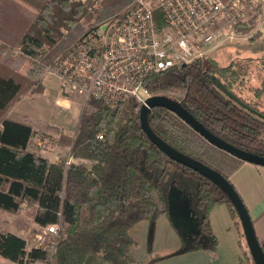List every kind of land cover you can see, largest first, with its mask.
<instances>
[{
  "label": "trees",
  "instance_id": "obj_1",
  "mask_svg": "<svg viewBox=\"0 0 264 264\" xmlns=\"http://www.w3.org/2000/svg\"><path fill=\"white\" fill-rule=\"evenodd\" d=\"M97 2L99 7L93 9ZM128 3L46 0L18 44L25 56L56 70L59 59L73 44L120 15ZM253 7V18L236 26L235 31L241 36L251 35L255 42L260 37L254 30L261 4ZM144 87L151 96L181 104L224 142L264 157V119L257 114L264 115V56L240 57L227 65L207 56L182 68L150 75ZM21 91L15 79L0 75V150L6 147L26 152L36 136L32 125L7 117ZM141 107L135 98H127L114 109L91 99L82 109L75 137L62 136L60 140V145L70 147L69 165L67 160H50L40 147L34 148L26 178L0 173V210L16 214L25 204L33 207L35 224L59 227L52 251L37 246L28 251L23 237L0 226L1 257L16 264H134L130 229L140 221L153 223L168 215L170 198L178 192L191 197L192 218L200 230L195 239H201L200 248L216 249L209 214L216 205L226 204L241 229L239 242L246 248L249 263L254 264L228 197L150 141L141 125ZM147 120L150 129L168 145L229 181L246 163L209 143L166 108L151 109ZM47 130L49 139L60 133L54 126ZM260 244L264 250V242ZM184 245L190 249L192 240H185Z\"/></svg>",
  "mask_w": 264,
  "mask_h": 264
},
{
  "label": "built area",
  "instance_id": "obj_2",
  "mask_svg": "<svg viewBox=\"0 0 264 264\" xmlns=\"http://www.w3.org/2000/svg\"><path fill=\"white\" fill-rule=\"evenodd\" d=\"M250 1L129 0L120 15L85 33L59 59L62 87L111 109L127 98L144 105L150 75L182 68L235 39ZM58 232L57 225L45 227L36 246L52 251Z\"/></svg>",
  "mask_w": 264,
  "mask_h": 264
},
{
  "label": "rangeland",
  "instance_id": "obj_3",
  "mask_svg": "<svg viewBox=\"0 0 264 264\" xmlns=\"http://www.w3.org/2000/svg\"><path fill=\"white\" fill-rule=\"evenodd\" d=\"M98 7L99 2H97L93 9H97ZM17 29L16 27L13 31ZM13 44L0 40V56H5L8 59L13 58L17 61L23 59L22 63H15L13 66L10 63L6 64L7 67H13L17 71L15 72L17 79L22 83L25 90L23 94L28 92L34 93L35 90L40 89V82L31 77L21 75L20 69L24 70L28 67V59H30L28 61L34 60L38 64L40 63L38 67L41 66L43 70L46 68L40 61L25 56L18 43L15 42ZM256 54L264 56V44L261 41L256 40L253 42L246 38V36L236 35L235 39H227L207 56L215 59L222 65H227L234 59L240 57L246 58ZM57 69L47 70L56 73ZM52 72H46L47 78H51L50 84L48 82L47 85L50 90L56 91L59 90V81ZM47 78L45 81H47ZM33 85H35V88ZM70 97L76 98L73 95ZM77 100L80 101L81 99L77 98ZM81 104L83 108L86 106L84 101ZM48 127L42 131L37 130V136L34 137L31 147L33 149L43 147V151L51 153V157L56 159L57 162L67 160L70 147L64 146L61 149L59 145H56L60 141L58 137L49 139L47 136ZM74 131L72 130V134H74L73 138L76 134V131ZM40 140L43 142L42 145L39 144ZM32 214L33 207L25 204L22 206L20 212L16 214L0 210V226L8 230H16L27 238L30 245L35 247V237L37 234H43L44 228L34 223ZM192 216L191 197L186 194L179 195L178 192H175L170 198L168 215L160 216L153 223L143 220L134 225L129 231L133 240L130 254L135 260L134 264H250V259L246 255V248L242 247L239 242L241 229L236 224L237 221L233 218L228 205H216L209 214L211 232L217 239V247L214 250L199 247L200 241L195 240L196 236H199L200 233L199 225ZM187 239L192 240L191 248L188 250L189 246L184 245V241ZM47 240H52V236L47 237ZM195 245H198V247H195Z\"/></svg>",
  "mask_w": 264,
  "mask_h": 264
},
{
  "label": "crops",
  "instance_id": "obj_4",
  "mask_svg": "<svg viewBox=\"0 0 264 264\" xmlns=\"http://www.w3.org/2000/svg\"><path fill=\"white\" fill-rule=\"evenodd\" d=\"M45 2L46 0H0V40L12 45L15 42L19 43L29 26L34 22L37 13L41 12ZM256 3L261 4V13L257 19L254 32L260 34L257 40L264 44V0H251L249 2L247 19L244 23L247 24L255 15L253 6ZM16 27L18 29L13 31ZM236 35L239 36L237 33ZM246 38L251 41V35H247ZM9 59L5 56H0V75L5 78H13L22 86V83L17 79L15 73L17 71L13 67H7L6 63H10L13 66L15 63H22L23 59L18 61L13 58ZM28 60V67L24 70L20 69V73L21 75L39 81L40 89L35 90L34 93L28 92L23 94L25 90L22 86L20 97L16 104L9 110L7 114L8 118L15 121H25L32 125L36 133L37 130L42 131L47 126H54L60 130V133L54 137H58L60 140L62 136L69 139L73 138L74 134H72V130L74 131L75 128L76 131L78 127L83 108L81 103L83 101L85 102V100L82 102L81 100L84 98L63 88L58 72L55 73L47 69L43 70L41 66L38 67L40 63L38 64L37 61L32 60V62ZM46 72H52L55 75L59 81V90L49 89L47 83L49 82L50 84L51 78H47ZM46 78L47 81H45ZM36 85L38 84L36 83ZM33 87L35 88V85ZM72 95L76 96V98L70 97ZM77 98L81 100L79 101ZM33 140L34 138L30 141L26 152L3 147L0 150V173L12 177L26 178L30 173L32 165L34 149L31 146ZM60 144V141L56 143L62 149L64 146ZM43 154L50 160L56 161V159L51 157V153L44 151ZM67 160H70V158L68 157ZM230 182L250 213L259 241L264 242V166L246 162L231 176ZM10 231L23 237L27 241L28 251L34 247L29 244L25 236L16 230ZM0 264L16 263L0 256Z\"/></svg>",
  "mask_w": 264,
  "mask_h": 264
},
{
  "label": "water",
  "instance_id": "obj_5",
  "mask_svg": "<svg viewBox=\"0 0 264 264\" xmlns=\"http://www.w3.org/2000/svg\"><path fill=\"white\" fill-rule=\"evenodd\" d=\"M156 107H163L175 113L184 122L191 126L197 133L204 137L209 143L241 159L244 162L252 163L258 166H264V157L244 151L224 142L223 140L206 130L182 107L181 104L170 98L162 96H151L141 107V125L150 141L171 160L199 173L221 189V191L225 194V196L228 197L234 209L236 210L254 264H264V250L256 235L252 218L242 198L240 197L232 183L214 169L179 152L178 150L174 149L166 142H164L161 138H159L150 129L147 120L148 112ZM257 114L264 119V115L259 113Z\"/></svg>",
  "mask_w": 264,
  "mask_h": 264
},
{
  "label": "flooded vegetation",
  "instance_id": "obj_6",
  "mask_svg": "<svg viewBox=\"0 0 264 264\" xmlns=\"http://www.w3.org/2000/svg\"><path fill=\"white\" fill-rule=\"evenodd\" d=\"M195 240H197V241H198V240H201V239H200V238H197V239H195Z\"/></svg>",
  "mask_w": 264,
  "mask_h": 264
}]
</instances>
